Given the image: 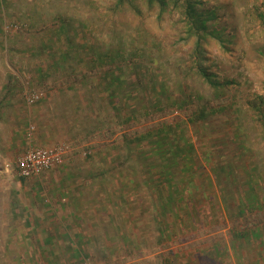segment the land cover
<instances>
[{
    "label": "trees",
    "instance_id": "16d2710c",
    "mask_svg": "<svg viewBox=\"0 0 264 264\" xmlns=\"http://www.w3.org/2000/svg\"><path fill=\"white\" fill-rule=\"evenodd\" d=\"M45 1H27L30 7L18 12L17 22H12L15 28L20 25L13 30L16 36L6 34L0 39V44L12 43V52L7 60L5 53L0 57L9 68L7 80L20 82L25 102L32 88L42 93L35 105L47 101L52 108L62 107L66 138L56 145L68 144V136L81 135L91 144L85 155L75 158L90 163L132 161L127 165L133 175L141 172L157 183L155 188L162 181L169 190L177 186L183 193L184 199L170 194L164 206L184 204L186 210L204 203L205 197L197 199L195 194L205 191L203 184L193 180L203 168L210 180L208 205L212 211H218L219 204L224 207L226 217L217 213L223 221L218 225L231 224V244L241 246L264 236L263 141L249 136L260 122L264 135V96L244 100L241 81L221 76L219 64L214 65L210 50L214 42L223 51L232 50L230 26L220 21L222 6L206 7L209 0ZM153 11L157 13L154 26L147 16ZM175 14L177 28L165 29V22ZM171 30L177 33L169 37ZM18 65L25 70L33 67L28 81L16 71ZM12 85L7 84L6 96L13 92ZM36 129L34 125L32 137ZM228 149H233V155ZM105 170L89 169L88 175L104 177ZM33 249L38 254L47 247L38 244ZM223 256L226 259H216L218 264L260 260ZM114 260L88 256L70 259L69 264ZM68 261L6 259L3 264Z\"/></svg>",
    "mask_w": 264,
    "mask_h": 264
},
{
    "label": "crops",
    "instance_id": "0c3cea01",
    "mask_svg": "<svg viewBox=\"0 0 264 264\" xmlns=\"http://www.w3.org/2000/svg\"><path fill=\"white\" fill-rule=\"evenodd\" d=\"M24 4L0 0V39L4 36L6 13L30 7ZM0 50L1 56L5 52ZM3 66L7 68L0 64V71ZM7 84L14 87L8 96ZM17 84L0 82V169L26 151L32 123L37 125L33 133L36 146L54 145L56 140L66 138L62 107L52 108L46 101L28 108ZM67 139L75 150L91 144L81 135ZM74 153L53 169L31 177H9L8 169L4 176L0 174V247L10 249L9 255L4 252L2 256L19 261L69 259L68 264L70 259L88 256L117 259L109 264H206L204 259L210 258L206 246L209 238L201 237V232L208 228H214L208 232L216 231L218 224H202L200 202L188 210L184 204L177 208L170 203L164 206L170 194L184 199L177 186L169 190L161 181L162 186L155 188L153 183H157L151 178L143 177L141 172L132 174L135 171L127 165L132 161L97 159L90 163L78 160ZM89 169H106L107 174L91 177ZM208 192L209 186L205 185V199ZM190 193L194 199V193ZM195 194L202 199L198 191ZM213 235L214 242L217 236ZM38 244H46L47 250L36 254L33 247ZM27 248L30 250L26 253ZM74 248L82 250L76 252ZM223 258L218 252L213 259ZM6 259H1V264Z\"/></svg>",
    "mask_w": 264,
    "mask_h": 264
},
{
    "label": "rangeland",
    "instance_id": "374dc122",
    "mask_svg": "<svg viewBox=\"0 0 264 264\" xmlns=\"http://www.w3.org/2000/svg\"><path fill=\"white\" fill-rule=\"evenodd\" d=\"M14 1L24 2L26 4L27 1L32 3L36 0H14ZM40 2L45 3L46 1L40 0ZM212 6H222V12L224 13V15H223V18L220 19V21L221 23H226L227 25L230 26V28L228 27V29L230 30L229 33L233 35L231 41L229 42L230 45H232L231 51L221 50L220 48H218V45L215 42L211 45L210 50L212 51V57H214V65L219 64L218 70L221 76H226L229 78H237L239 81H241L240 91L244 94L243 96L244 100L252 101L255 95L264 96V0H209L206 4V7H212ZM6 14H7L6 15L7 17H5L6 20H4L3 25H2L3 35L5 36L6 34H8L10 37L14 33L13 30L15 29L17 30L20 28L19 24H17L18 25L17 28H15V25L12 24V22H17L18 12L16 11L14 12L10 10V12ZM4 15L2 14V16ZM156 15L157 13L155 11H153L150 15L147 14L148 20L150 21V24L152 26L156 25L154 23L156 20ZM173 17L174 19L172 18V16H169L168 23L165 22L164 24L165 29L177 28L175 23L177 19L179 18V16L178 14H175ZM24 33L25 32H23V34ZM176 33L177 32H173L171 30L170 31L171 35L169 37L176 35ZM17 34H22V32L17 33ZM4 36L2 38H4ZM168 40H171V39L168 38ZM4 41L5 43L0 44V48L3 50V47H5L4 52H5V58L7 60L9 54H11L12 52V50H10V48H12V43L7 44L6 40ZM186 48H189V46H187ZM14 59H16V57H14ZM27 59L28 57H25L24 62H26ZM0 60H1L0 63L3 64L1 57H0ZM32 68L28 70L26 68L25 70L20 65H18L17 70L16 69L15 70L19 74H21L19 72L21 71L22 79L26 77L28 81L33 74V72H31V70L33 71ZM12 69L14 70V68ZM7 70L8 68L4 66L1 69L0 82L7 80L6 78ZM17 85H20V82ZM31 91H32V88H29L27 93L31 95L33 93ZM36 103H37L36 101L26 102V105L28 108L31 109ZM170 117H172V115L169 116V118ZM217 128L219 130L222 129L221 126ZM261 128H262V124L260 122L256 128H251L249 130V136L254 140L263 141V146H262V143H260V146H262V154L264 155V150H263V147H264V137L263 136L264 135H262L261 133ZM33 129H34V124L32 123L28 127L29 136H27V140H26L28 143L27 146H25L26 150L29 149L30 147H36V145H38L34 140V135L32 134L33 137L31 136ZM56 141L57 142L54 145L63 142L60 140H56ZM48 145L49 146L44 145L42 147L54 146L50 144ZM82 145L76 147L79 150H75L74 146L70 144V142L68 144L66 143L65 146L67 147V152H66L65 158L68 155H70L72 151L75 152L76 155L77 154L85 155V152L88 149H84L85 145L83 147ZM228 150H230L228 152L231 153V155H233V149H228ZM76 151H79V153H77ZM17 158H14L13 161L11 160L9 162V165L6 166L7 168L2 167L0 169V174H2V176L5 175V169H8L10 171L9 177H14L15 175L20 176L17 173V167H16ZM205 171H206V168H205ZM193 180L195 182L203 184L204 189H205V185H209V182H210L203 168L199 170L193 176ZM216 181H217V184H216ZM216 185H218L217 178L215 180V186ZM198 194L204 197L203 190L202 191L199 190ZM206 200L207 199L204 198L203 202L205 203ZM203 204L201 206V212L203 213L201 216L202 224L210 225V224H220L223 222L221 218H219V220L217 219L218 217L217 213H220L224 216L226 214L224 207L221 208V205L219 204L218 207H220V209H218V211H215V210L212 211V209H210V205H206V204L203 205ZM259 219H261V216ZM227 221H229V219ZM259 222H261V220ZM230 226L231 224L228 226H224V227L218 225V230L209 231V232L208 230H214V228L207 227L208 229L203 230L201 232V237L203 238L207 237V239L209 238V241L206 240L207 241L206 246H208L210 249H213L212 251H209V249H207L208 250L207 253L209 254L210 258H205L204 260L206 261H204V263L218 264V260L214 261L213 258L219 252L220 257H223V253L228 254L227 259H250V261H253L255 259H260L259 261H256L255 263H251V264H264V260H263L264 259V236L258 235L256 239L251 238L249 241L247 240L243 242L241 246H239L238 244L233 246L231 244V234H232L231 230L232 229ZM213 234H216L217 236L216 241L219 242L217 245L218 248L216 246V241L213 242L212 237L215 236ZM5 251L6 249L0 247V264L2 261L1 259H6L4 256H2V254ZM13 252H15V250ZM200 259H203V258L201 257ZM223 259H226V258H223Z\"/></svg>",
    "mask_w": 264,
    "mask_h": 264
},
{
    "label": "built area",
    "instance_id": "2783aa9c",
    "mask_svg": "<svg viewBox=\"0 0 264 264\" xmlns=\"http://www.w3.org/2000/svg\"><path fill=\"white\" fill-rule=\"evenodd\" d=\"M41 96V92L35 91L31 95H27V100L28 102H35ZM66 152L67 147L64 144L54 145L52 147H30L17 158V173L22 177H31L40 174L42 171L62 163Z\"/></svg>",
    "mask_w": 264,
    "mask_h": 264
}]
</instances>
